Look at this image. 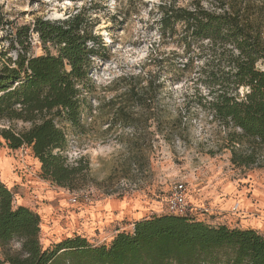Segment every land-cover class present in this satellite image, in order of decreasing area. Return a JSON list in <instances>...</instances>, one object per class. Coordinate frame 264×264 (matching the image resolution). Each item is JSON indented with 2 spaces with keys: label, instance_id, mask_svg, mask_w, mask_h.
<instances>
[{
  "label": "rangeland",
  "instance_id": "obj_1",
  "mask_svg": "<svg viewBox=\"0 0 264 264\" xmlns=\"http://www.w3.org/2000/svg\"><path fill=\"white\" fill-rule=\"evenodd\" d=\"M195 1L210 8V0H0V68L18 55L44 54L33 33L21 34V47L17 29L37 18L61 21L81 9H86L88 29L105 47L93 59L82 116L84 132L66 127L64 156L69 164L81 160L86 167L82 187L69 191L43 180L30 148L10 150L0 138V181L14 193V207L23 205L39 214L43 248L73 234L94 245L108 243L115 231L109 236L110 228L102 226L113 203L131 204V213L141 204L149 217L168 214L167 197L177 183L186 185L187 200L195 209H208L207 213L198 210L197 219L229 228L251 219L264 237V168L237 169L230 164L229 152L220 148L222 128L199 105L207 97L195 84L202 62L195 59L193 65L183 67L188 57L183 48L159 35V5L174 2L191 8ZM49 51L54 53L52 48ZM259 68L264 70V64ZM131 87L143 91L144 104L128 101L125 93ZM121 106L137 122L115 123L112 116ZM8 127L18 131L28 125L0 122V128ZM15 177L18 185L11 183ZM254 192L258 197L252 196ZM73 196L76 203L70 202ZM243 197L252 208L241 209L238 201L232 202ZM213 198L226 200L229 206L217 209ZM125 219L116 222L118 232L131 230L132 222ZM19 247L15 239L8 249L14 252Z\"/></svg>",
  "mask_w": 264,
  "mask_h": 264
},
{
  "label": "trees",
  "instance_id": "obj_2",
  "mask_svg": "<svg viewBox=\"0 0 264 264\" xmlns=\"http://www.w3.org/2000/svg\"><path fill=\"white\" fill-rule=\"evenodd\" d=\"M79 1V0H76ZM198 1L191 8L174 2L158 6L162 40L175 42L188 56L183 67L201 61L196 85L207 93L202 108L222 128L221 150L237 169L264 168V0ZM88 10V9H87ZM36 34L41 55H18L0 68V122L28 125L16 131L0 128L10 150L30 148L40 164V177L77 190L87 181L81 160L69 164L66 127L84 132L83 110L90 91L93 59L104 45L86 23V9L67 19H35L16 30ZM54 50V53L49 51ZM151 83L144 91H148ZM143 91L131 87L128 101L142 105ZM205 99V98H204ZM208 99V100H207ZM115 123L137 122L124 106ZM212 154V152H210ZM131 164L136 165V161ZM14 193L0 181V264H264V237L254 229L211 226L194 216L153 215L117 232L108 243L94 245L79 234L40 244L38 213L13 205ZM17 251L8 249L13 240Z\"/></svg>",
  "mask_w": 264,
  "mask_h": 264
},
{
  "label": "crops",
  "instance_id": "obj_3",
  "mask_svg": "<svg viewBox=\"0 0 264 264\" xmlns=\"http://www.w3.org/2000/svg\"><path fill=\"white\" fill-rule=\"evenodd\" d=\"M14 163H15V165H17L16 161H14ZM13 170L17 171L18 169H13ZM21 170H25V169H21ZM16 178H18V177H15L11 180V183L14 185H18V181L16 180ZM32 188H34V187H32ZM35 189L38 190V188H35ZM255 194H257V193L254 192L252 196L258 197V195H255ZM246 201H247V199L244 197L241 200H232L233 203H235V202L239 203L241 209L246 208L248 210L252 206V204L250 203V205H249L250 207H248V204H245ZM248 202H250V201L248 200ZM212 203H213V207H215L217 209H220V208L226 209L229 206L226 200L223 202H219L215 198L212 199ZM233 203H232V205H233ZM130 206H132V205L127 204L125 206H120V203H113L112 204V207L110 209V216L104 218V224L105 225L102 226L103 229L110 228L108 230L111 233L109 236L112 235L113 231H115V234L118 232L116 230V227L118 226L116 222L121 221L120 218H126L125 220H127V221L129 220L132 222V224L130 225L131 230L133 228V223L135 221L143 219V218H149V213H148L149 211L146 210L144 208V206H141V204H138L137 207H135L136 211L133 213H131ZM102 222H103V220H102ZM254 222H256L255 219H254ZM262 225H264V222ZM239 228H241V229L250 228V229L258 230L260 227H258L256 223H253L251 219H248V220H245L244 225H241V227H239ZM110 239H112V237Z\"/></svg>",
  "mask_w": 264,
  "mask_h": 264
},
{
  "label": "built area",
  "instance_id": "obj_4",
  "mask_svg": "<svg viewBox=\"0 0 264 264\" xmlns=\"http://www.w3.org/2000/svg\"><path fill=\"white\" fill-rule=\"evenodd\" d=\"M71 203H76V197L73 196L70 199ZM167 211L168 214L176 216H194L196 217L199 212H208V209H198L194 208L187 200L186 185L184 183H177L170 189L169 195L167 197ZM237 212L236 205L232 209Z\"/></svg>",
  "mask_w": 264,
  "mask_h": 264
},
{
  "label": "bare ground",
  "instance_id": "obj_5",
  "mask_svg": "<svg viewBox=\"0 0 264 264\" xmlns=\"http://www.w3.org/2000/svg\"><path fill=\"white\" fill-rule=\"evenodd\" d=\"M237 204H238L237 206L240 208V205H239V203H237ZM232 206H234V204H233Z\"/></svg>",
  "mask_w": 264,
  "mask_h": 264
}]
</instances>
